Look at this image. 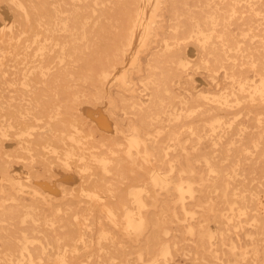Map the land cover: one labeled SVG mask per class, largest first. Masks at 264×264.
I'll return each instance as SVG.
<instances>
[{"label":"rangeland","instance_id":"rangeland-1","mask_svg":"<svg viewBox=\"0 0 264 264\" xmlns=\"http://www.w3.org/2000/svg\"><path fill=\"white\" fill-rule=\"evenodd\" d=\"M0 70V264H264V0H0Z\"/></svg>","mask_w":264,"mask_h":264},{"label":"bare ground","instance_id":"bare-ground-1","mask_svg":"<svg viewBox=\"0 0 264 264\" xmlns=\"http://www.w3.org/2000/svg\"><path fill=\"white\" fill-rule=\"evenodd\" d=\"M127 1V0H125ZM232 1V0H231ZM90 2V1H89ZM97 2V1H96ZM104 2V1H103ZM205 2V1H204ZM148 4L145 5L146 8H143L142 10L139 11L138 14V22L140 25L143 24H149V14L152 12V8L148 7ZM82 5V4H81ZM230 8V7H229ZM220 9V8H219ZM222 9H224L222 7ZM237 9V8H236ZM226 10V9H225ZM172 11V10H171ZM227 11V10H226ZM225 11V12H226ZM236 12V10H234ZM125 12V11H124ZM174 12V11H173ZM229 12V11H228ZM232 12V11H231ZM239 12V11H238ZM237 12V13H238ZM198 13V12H197ZM230 13V12H229ZM224 14V12H223ZM239 14V13H238ZM221 15V14H220ZM219 15V16H220ZM226 15V13H225ZM230 15V14H229ZM227 15V17H229ZM233 15V13H232ZM231 15V16H232ZM224 16V15H223ZM225 17V16H224ZM234 17V16H233ZM238 17V16H237ZM241 19V17H238ZM219 19V18H218ZM221 19V18H220ZM227 19V18H226ZM230 19V17H229ZM234 19V22L232 21ZM231 21L233 22L231 25H235V19L238 20L237 18H233ZM224 21V19L222 18ZM229 20V21H230ZM226 21V20H225ZM222 22V21H221ZM220 22V23H221ZM219 23V24H220ZM224 23V22H223ZM231 23V22H230ZM226 24V22H225ZM224 24V25H225ZM217 25V24H216ZM222 25V23H221ZM228 25V24H227ZM229 24L228 26L231 27ZM240 25V24H239ZM244 25H246L244 23ZM56 26V25H55ZM242 26V25H241ZM247 26V25H246ZM244 26V27H246ZM222 27V26H221ZM226 27V25H225ZM250 27V25H249ZM67 28V27H66ZM227 28V27H226ZM238 28V27H237ZM242 28V27H241ZM253 30V29H252ZM213 31V30H212ZM246 31V30H244ZM211 32V31H210ZM209 32V33H210ZM237 32V31H236ZM248 32V31H247ZM205 33V32H203ZM201 33V34H203ZM221 33V32H220ZM245 33V32H244ZM249 33V32H248ZM223 33H221L222 35ZM228 34V33H227ZM233 34V33H232ZM243 34V33H242ZM216 35V33H215ZM211 36V35H210ZM229 36V35H228ZM246 36V35H245ZM198 37V36H197ZM218 37V36H217ZM220 37V36H219ZM247 37V36H246ZM141 38V37H140ZM238 38H245V37H238ZM190 39V38H189ZM194 39V38H193ZM218 39V38H217ZM198 40V39H197ZM203 40V39H202ZM208 41V39H206ZM213 40V39H211ZM223 40V39H222ZM252 40V39H251ZM200 41V39L198 40ZM243 41L240 42V44ZM201 43V42H200ZM189 44V43H188ZM206 44V42H205ZM208 44V43H207ZM203 45V44H202ZM197 46V45H196ZM201 48V46H200ZM205 49V48H204ZM243 49V48H242ZM206 50V49H205ZM128 52V51H127ZM127 54V53H126ZM125 54V55H126ZM202 55V54H201ZM203 56V55H202ZM142 59V58H141ZM238 60V59H236ZM141 68V67H140ZM123 70V69H121ZM2 71V70H0ZM262 79V78H261ZM221 80V79H220ZM247 80V79H246ZM255 79H253L254 81ZM223 83V81H221ZM220 83V82H219ZM218 83V84H219ZM216 84V85H218ZM247 85V84H246ZM223 86V85H222ZM244 86V85H242ZM234 92V91H233ZM263 92V91H262ZM227 97V96H226ZM208 98V97H206ZM262 98V97H261ZM260 101V100H259ZM240 105V104H239ZM245 112V111H244ZM226 112L224 113V115ZM204 119V118H203ZM197 120V119H196ZM194 132V131H193ZM3 133V132H2ZM4 134V133H3ZM31 134V133H30ZM221 134V133H220ZM132 135V134H131ZM141 143V142H140ZM146 154V153H144ZM222 157V156H221ZM107 161V160H106ZM219 161V159H218ZM103 162V161H102ZM105 162V161H104ZM232 162V161H231ZM230 162V163H231ZM105 164V163H104ZM228 165V164H227ZM107 166V165H106ZM236 166V165H235ZM257 171V170H255ZM216 188H217V193L219 196L222 197H227L228 198V203H229V214H227L229 217V221L231 220L234 221L236 216H243L247 221L252 222L255 226L256 229L260 226V224L264 223V168H260L258 173L255 174L257 177H253V181L250 178L247 180V176L245 173L243 174L241 171L238 169L234 170H223V168H217L216 169ZM29 180V179H28ZM182 186V185H180ZM215 186V185H214ZM225 189H227V192H225ZM135 199V198H134ZM226 199V198H225ZM184 206V205H183ZM185 208V207H184ZM221 208V207H220ZM219 214V213H218ZM225 215V214H224ZM136 216V215H135ZM220 217H223V213H220ZM240 217V219H241ZM238 221V220H235ZM228 224V223H227ZM226 224V225H227ZM253 229V228H252ZM264 229V228H263ZM258 230V229H257ZM237 234V233H236ZM234 242V241H233ZM203 244V243H202ZM255 243H253L254 245ZM241 245V244H240ZM155 262V261H153ZM154 264V263H152Z\"/></svg>","mask_w":264,"mask_h":264}]
</instances>
